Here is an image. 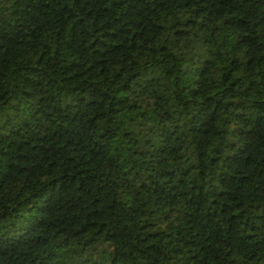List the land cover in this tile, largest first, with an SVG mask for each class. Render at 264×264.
Returning <instances> with one entry per match:
<instances>
[{"label":"trees","instance_id":"trees-1","mask_svg":"<svg viewBox=\"0 0 264 264\" xmlns=\"http://www.w3.org/2000/svg\"><path fill=\"white\" fill-rule=\"evenodd\" d=\"M0 264H264V0H0Z\"/></svg>","mask_w":264,"mask_h":264}]
</instances>
